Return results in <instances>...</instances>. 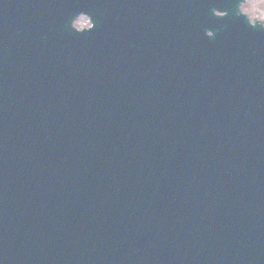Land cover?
<instances>
[{
    "label": "water",
    "instance_id": "obj_1",
    "mask_svg": "<svg viewBox=\"0 0 264 264\" xmlns=\"http://www.w3.org/2000/svg\"><path fill=\"white\" fill-rule=\"evenodd\" d=\"M247 1L0 0V264H264Z\"/></svg>",
    "mask_w": 264,
    "mask_h": 264
},
{
    "label": "rangeland",
    "instance_id": "obj_2",
    "mask_svg": "<svg viewBox=\"0 0 264 264\" xmlns=\"http://www.w3.org/2000/svg\"><path fill=\"white\" fill-rule=\"evenodd\" d=\"M243 11L252 20H259L264 22V0H249L244 6ZM90 22L86 17H81L75 24L78 29L88 28Z\"/></svg>",
    "mask_w": 264,
    "mask_h": 264
}]
</instances>
